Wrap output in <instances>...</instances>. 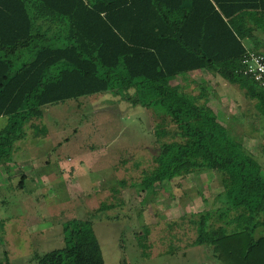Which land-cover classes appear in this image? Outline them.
<instances>
[{"label": "trees", "instance_id": "trees-1", "mask_svg": "<svg viewBox=\"0 0 264 264\" xmlns=\"http://www.w3.org/2000/svg\"><path fill=\"white\" fill-rule=\"evenodd\" d=\"M248 52L264 55V0H0V118H8L0 164L29 128L34 139L48 136L45 107L134 89L133 104L160 121L142 192L214 173L223 205L198 213L193 244L222 264H264V166L236 118L222 125L208 90L190 78L207 71L238 87L264 126V86L241 72ZM80 225L82 237L48 253L49 264H96L99 243L89 222Z\"/></svg>", "mask_w": 264, "mask_h": 264}, {"label": "rangeland", "instance_id": "rangeland-1", "mask_svg": "<svg viewBox=\"0 0 264 264\" xmlns=\"http://www.w3.org/2000/svg\"><path fill=\"white\" fill-rule=\"evenodd\" d=\"M192 74L191 81L208 90L220 122L231 125L236 118L248 145L255 143L250 124L260 127L256 143L264 144L254 102L211 73ZM133 99L129 90L53 104L40 122L47 137L34 139L26 130L11 161L0 164V264H49L48 253L81 238L86 222L99 243L96 264H222L211 247L193 244L198 213L223 205L214 173L142 192L143 173L154 169L160 121ZM7 125L8 118H0V132ZM173 128L165 123L166 131Z\"/></svg>", "mask_w": 264, "mask_h": 264}, {"label": "built area", "instance_id": "built-area-1", "mask_svg": "<svg viewBox=\"0 0 264 264\" xmlns=\"http://www.w3.org/2000/svg\"><path fill=\"white\" fill-rule=\"evenodd\" d=\"M241 72L264 86V55L248 52L242 59Z\"/></svg>", "mask_w": 264, "mask_h": 264}, {"label": "crops", "instance_id": "crops-1", "mask_svg": "<svg viewBox=\"0 0 264 264\" xmlns=\"http://www.w3.org/2000/svg\"><path fill=\"white\" fill-rule=\"evenodd\" d=\"M203 72H207V71H197V72H193V73H203ZM209 73V72H208ZM191 75H194V74H190V76ZM216 77V76H215ZM218 77V76H217ZM220 78V77H219ZM193 79V78H192ZM222 79V78H221ZM225 81V80H224ZM192 85L193 86H196L195 85V83H198V82H195V81H192ZM178 83H176V84H173V86L174 85H177ZM198 84H200V83H198ZM201 85V84H200ZM192 86V87H193ZM194 88V87H193ZM133 91H134V94H135V90L134 89H132ZM105 95V94H104ZM218 121H219V118H218ZM220 122V121H219ZM222 125H224V126H226V124H223L222 122H220ZM252 129V134L250 135V139L252 140V142L254 143L253 145H252V143L250 144V145H248L249 143H244V146H246L247 148H254V150L256 149V157L258 158V160H259V162L262 164V166H264V154H260L259 152H262V150H261V147L262 146H264V144H262L261 142H258V143H256L257 141H259V139L261 138V137H259L256 133H258V132H260V127L258 128H256V127H252L251 128ZM248 139H246V141H247ZM260 154V155H259ZM263 233V230H260V233H259V235H261Z\"/></svg>", "mask_w": 264, "mask_h": 264}]
</instances>
